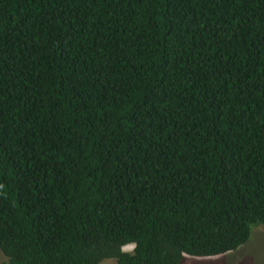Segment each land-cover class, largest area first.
Segmentation results:
<instances>
[{
    "label": "trees",
    "instance_id": "trees-1",
    "mask_svg": "<svg viewBox=\"0 0 264 264\" xmlns=\"http://www.w3.org/2000/svg\"><path fill=\"white\" fill-rule=\"evenodd\" d=\"M257 228L264 0H0L6 264H183Z\"/></svg>",
    "mask_w": 264,
    "mask_h": 264
},
{
    "label": "rangeland",
    "instance_id": "rangeland-1",
    "mask_svg": "<svg viewBox=\"0 0 264 264\" xmlns=\"http://www.w3.org/2000/svg\"><path fill=\"white\" fill-rule=\"evenodd\" d=\"M127 252H132L134 246L124 248ZM188 260L197 262L222 261V264H264V228H257L253 231L250 240L235 252L214 258H191ZM7 258L0 253V264H6ZM103 264H115L113 260H107Z\"/></svg>",
    "mask_w": 264,
    "mask_h": 264
},
{
    "label": "snow or ice",
    "instance_id": "snow-or-ice-1",
    "mask_svg": "<svg viewBox=\"0 0 264 264\" xmlns=\"http://www.w3.org/2000/svg\"><path fill=\"white\" fill-rule=\"evenodd\" d=\"M183 264H222V261L217 260V261H211V262H197V261L188 260L186 258Z\"/></svg>",
    "mask_w": 264,
    "mask_h": 264
},
{
    "label": "bare ground",
    "instance_id": "bare-ground-1",
    "mask_svg": "<svg viewBox=\"0 0 264 264\" xmlns=\"http://www.w3.org/2000/svg\"><path fill=\"white\" fill-rule=\"evenodd\" d=\"M125 250V249H124Z\"/></svg>",
    "mask_w": 264,
    "mask_h": 264
}]
</instances>
